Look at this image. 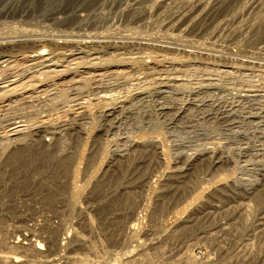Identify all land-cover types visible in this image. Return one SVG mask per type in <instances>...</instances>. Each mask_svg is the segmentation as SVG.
<instances>
[{"label": "rangeland", "instance_id": "1", "mask_svg": "<svg viewBox=\"0 0 264 264\" xmlns=\"http://www.w3.org/2000/svg\"><path fill=\"white\" fill-rule=\"evenodd\" d=\"M164 1L159 11L148 0H0V264H264V173L239 158L247 148V159L264 161L252 147L264 142V126L247 133L209 118L205 127L218 130L174 134L162 120L153 131L99 117L103 104L156 84L133 80L151 69L188 88L226 87L224 102L257 107L238 102L236 90L264 87V0L258 8L203 0L183 33L167 24L182 0ZM83 113L88 121L75 122ZM6 116H22L25 130L9 132ZM64 120L75 129L31 128ZM37 150L50 156L30 167L15 159ZM65 158L69 170L57 176Z\"/></svg>", "mask_w": 264, "mask_h": 264}, {"label": "bare ground", "instance_id": "2", "mask_svg": "<svg viewBox=\"0 0 264 264\" xmlns=\"http://www.w3.org/2000/svg\"><path fill=\"white\" fill-rule=\"evenodd\" d=\"M2 1V0H1ZM14 1V0H13ZM20 1V0H19ZM63 1V0H62ZM151 6H154L155 8H157V10L162 11L160 9L164 8L167 3L164 0H148ZM175 1V0H174ZM173 1V2H174ZM178 1V0H176ZM209 1V0H208ZM211 1V0H210ZM223 1V0H221ZM235 1V0H234ZM179 2V1H178ZM182 3V5H180V9L174 13L170 20H168V25L169 27L172 26V28H176L178 31H182L181 33H183V31L188 30V26L190 25V22L193 20V18L200 12H202L204 9L206 10L205 7L206 6V2L203 0H182L180 1ZM213 2L215 3L216 1L213 0ZM56 3V2H55ZM175 3V2H174ZM173 3V4H174ZM179 3V4H181ZM262 3V1H261ZM259 0H251V5L254 7H257L258 5L261 4ZM264 3V1H263ZM262 3V4H263ZM177 4V3H176ZM142 5V4H141ZM175 5V4H174ZM215 5V4H214ZM249 5V4H248ZM250 5V6H251ZM147 6V5H146ZM249 6V7H250ZM251 6V7H252ZM56 7V6H55ZM142 7V6H141ZM153 7V8H154ZM261 7H264L263 5ZM148 8V7H147ZM151 8V7H150ZM176 8V7H175ZM174 8V9H175ZM178 8V7H177ZM210 8V7H209ZM248 8V7H247ZM258 8V7H257ZM146 9V8H145ZM173 9V7H172ZM171 9V10H172ZM240 9V8H238ZM245 9V8H244ZM260 9V8H259ZM259 9L258 10L259 12ZM80 10V9H79ZM141 10V8H140ZM261 10V9H260ZM164 11V9H163ZM170 11V10H169ZM144 12V11H143ZM224 12V11H223ZM257 12V11H256ZM261 12V11H260ZM143 14V13H142ZM169 14V13H168ZM139 15V14H138ZM164 15V14H163ZM151 16V15H150ZM264 16V15H262ZM80 17V16H79ZM159 17V16H158ZM196 18V17H195ZM62 19V18H61ZM151 19V18H150ZM162 20V19H161ZM165 21V20H164ZM238 21V20H237ZM252 21V20H251ZM156 22V21H155ZM206 23V22H205ZM254 23V22H253ZM258 23V22H257ZM157 24V23H156ZM155 24V25H156ZM236 24V23H235ZM201 29V28H200ZM240 29V28H239ZM129 30V29H128ZM176 30V31H177ZM193 30V29H192ZM197 30V29H196ZM136 31V30H135ZM198 31V30H197ZM196 31V32H197ZM236 32V31H235ZM245 32V31H243ZM126 33V32H125ZM157 33V31H156ZM168 33V31H167ZM248 33V31H247ZM251 33V32H250ZM123 34V33H122ZM131 34V33H130ZM164 34V33H163ZM178 34V33H177ZM235 34V33H234ZM124 35V34H123ZM126 35V34H125ZM161 35V34H160ZM174 35V34H173ZM172 35V36H173ZM227 35V34H226ZM33 36V35H32ZM79 36V35H78ZM122 36V35H121ZM170 36V35H169ZM178 36V35H177ZM140 37V36H139ZM148 37V36H147ZM171 37V36H170ZM180 37V36H179ZM211 37V36H210ZM73 38V37H72ZM172 38V37H171ZM170 38V39H171ZM175 38V36L173 37ZM224 38V37H223ZM138 39V38H137ZM179 39V38H178ZM190 39V38H189ZM253 39V38H252ZM165 40V39H164ZM183 40V39H182ZM228 40V39H227ZM250 40V39H249ZM134 41V40H133ZM166 41V40H165ZM178 41V40H177ZM247 41V40H246ZM131 42V41H130ZM173 42V41H172ZM179 42V41H178ZM6 44V43H5ZM211 44V43H210ZM183 45V44H182ZM178 46V45H177ZM198 49V48H197ZM202 49V48H201ZM219 49V48H218ZM70 50V49H69ZM184 50V49H183ZM47 53L45 51L44 48H38L37 50V56H44V54ZM73 53V52H72ZM50 56V55H49ZM28 57V56H27ZM36 62V61H35ZM122 62V61H121ZM51 68V67H50ZM106 69V68H105ZM167 70V68L165 69ZM136 74V73H135ZM176 74V73H175ZM181 74V73H180ZM183 74V73H182ZM60 76V75H59ZM179 77H176V75L174 76V74H171L169 72L166 71H161V70H146L142 73H139L137 76H135L133 78V80L138 81H146V80H156V84L154 85H150L149 87L146 88H140V89H136L134 91H132L128 96H125L123 98L118 99L114 104H103V106L100 108L99 111V117L103 119V121H107L113 117H118L120 120L123 121H130L132 123H135V125L137 123L140 122H145L147 123V125H149V127H151L154 131L155 128L159 127V123L160 120L161 123L163 122L164 124H167L168 127H172V133H189L190 131H193L192 133L197 134V131H204L209 129L211 132L218 130V126L215 124H212L210 126L207 125V127H205V125L203 124L204 121H208L209 118L213 119V120H217L219 119L222 123H224V125L228 128V130H232V129H241L243 132H247V130H251V129H257V127L259 128L262 127L264 125H262L264 123V104H260L259 100H262L264 102V87L263 86H247V85H243L242 87H240L239 89L236 90V97L238 100V102L244 101V103H248L254 101V103H256L257 107L259 106L260 110L257 111V107L253 108L251 111V106H248V109H244L241 108L243 106H235L233 104L235 103H229V102H224L222 99V95L224 93H226V91L228 90V88L226 89V87H216L215 85H211V84H207L206 86H199V87H192V88H188L186 87L184 84L179 82ZM60 79V78H59ZM110 79V77H109ZM121 79V78H120ZM230 79V78H229ZM109 81V80H108ZM220 81V80H219ZM236 81V80H235ZM225 82V81H224ZM246 82V81H245ZM97 83V82H96ZM118 83V81H117ZM15 84V83H14ZM137 84V83H136ZM139 84V83H138ZM137 84V85H138ZM142 84V83H141ZM146 84V83H145ZM191 84V83H190ZM189 84V85H190ZM107 85V84H106ZM118 85V84H116ZM147 85V84H146ZM8 86V85H7ZM129 86V85H128ZM193 86V85H192ZM6 87V86H4ZM2 87V88H4ZM104 88V86L100 83V84H95L93 83L92 85H90V89L95 90H99L100 88ZM142 87V86H141ZM191 87V86H190ZM1 88V87H0ZM85 88V86H84ZM24 89V88H23ZM106 90V89H105ZM132 90V89H131ZM213 90L219 91V97L217 96L216 98H214L213 100L207 99V95L209 93H211ZM234 90V89H233ZM34 91V90H33ZM98 92V91H97ZM100 92V91H99ZM105 92V91H104ZM103 92V93H104ZM112 92V91H111ZM218 92V93H219ZM228 92V91H227ZM36 93V92H35ZM77 93H73L71 94L72 96H77ZM107 93V92H105ZM229 94V93H228ZM95 95V94H94ZM100 95V94H99ZM233 95V94H232ZM70 96V95H69ZM124 96V95H123ZM229 96V95H227ZM226 96V97H227ZM91 97V96H90ZM189 97V99H184ZM232 97V96H231ZM230 97V98H231ZM74 98V97H73ZM76 98V97H75ZM229 98V99H230ZM235 98V99H236ZM4 99V98H3ZM64 99V98H63ZM232 100V99H231ZM106 101V100H105ZM186 101V102H184ZM236 101V100H235ZM234 101V102H235ZM2 102V101H1ZM58 102V101H57ZM243 103V102H242ZM239 104V103H238ZM247 104V105H248ZM102 105V104H101ZM255 105V104H254ZM85 106V105H84ZM96 106V105H95ZM253 106V105H252ZM45 107H53L52 102L46 103ZM87 107V106H86ZM85 107V108H86ZM85 108H82V111ZM250 108V110H249ZM44 110V109H43ZM55 112V109L53 110ZM88 111V110H87ZM98 111V110H97ZM190 111H194L193 113H190ZM82 113V112H81ZM96 113V112H95ZM76 114V113H75ZM88 114V113H87ZM190 114V115H189ZM193 114V115H192ZM263 114V115H261ZM97 116V115H96ZM72 118V117H71ZM90 116L89 115H85L83 113L82 117L74 120L75 122H82L84 120L88 121L87 119H89ZM99 118V119H100ZM204 118V119H203ZM215 118V119H214ZM248 120H254L257 121L258 125H252L251 121ZM26 120H22V116H6V118L4 119V121H2V123H4L5 128H8V131H16L17 130H21L24 129L25 130V122ZM101 121V120H100ZM116 121V120H115ZM118 122V121H116ZM212 122V121H211ZM32 123V122H31ZM104 123V122H103ZM123 123V122H122ZM142 123V124H143ZM76 123L73 122H68L67 120L61 121L60 123H58L57 125L53 126V127H49V126H44L42 123L37 124L32 126V130L34 131H44V130H55V131H63V130H67V129H71L72 126H75ZM81 125V124H80ZM256 126V127H255ZM112 127V126H111ZM169 127V128H170ZM29 128V127H28ZM77 128V126H76ZM75 129V128H72ZM28 130V129H27ZM30 130V128H29ZM48 130V131H49ZM150 130V129H149ZM174 130V131H173ZM7 131V132H8ZM9 131V132H10ZM71 131V130H70ZM74 131V130H73ZM159 131V130H158ZM196 131V132H195ZM66 132V131H65ZM206 132V131H205ZM20 133V132H19ZM18 133V134H19ZM30 133V131H29ZM39 133V132H38ZM51 133V132H50ZM76 133V132H75ZM174 133V134H175ZM191 133V132H190ZM228 133V132H227ZM28 134V133H27ZM33 134V133H32ZM40 134V133H39ZM53 134V133H52ZM83 134V133H82ZM90 134V133H89ZM245 134V133H243ZM14 135V134H13ZM199 135V134H198ZM9 136V135H8ZM207 136V135H206ZM188 137V136H187ZM48 138V137H47ZM6 140V139H5ZM13 142H15L17 139V137H14L12 139H9ZM208 140V139H207ZM10 141V142H11ZM140 141V140H139ZM177 142V141H176ZM187 142V141H186ZM185 142V143H186ZM189 142V141H188ZM187 142V143H188ZM198 142V141H197ZM211 142V140H210ZM134 143V141H133ZM182 143V141L180 142ZM180 143L178 142V144L180 145ZM183 142V144H185ZM196 143V141H195ZM215 143V142H214ZM219 143V142H218ZM59 144V143H58ZM190 144V143H189ZM188 144V145H189ZM207 144H211V143H207ZM226 144V143H225ZM178 145V146H179ZM186 145V144H185ZM186 145V146H188ZM192 146L195 145L194 143L191 144ZM190 145V146H191ZM86 146V145H85ZM84 146V147H85ZM132 146V145H131ZM181 146V145H180ZM179 146V147H180ZM184 146V145H182ZM206 146V145H205ZM217 146V145H216ZM252 146V144H251ZM185 147V146H184ZM183 147V148H184ZM189 147V146H188ZM192 147H189V148ZM198 146H196L197 148ZM207 147V146H206ZM210 147V146H209ZM223 147V146H221ZM225 147V146H224ZM228 146H226L225 148H227ZM252 147L256 148L257 152H261L262 154H264V142L260 143L258 145H253ZM60 148V147H59ZM182 148V147H181ZM216 148V147H215ZM37 149V148H36ZM195 149V147H194ZM224 148H222L223 150ZM45 150V149H44ZM75 150V149H74ZM193 150V149H192ZM204 150V148H203ZM238 150V148H237ZM26 151V150H25ZM36 151V150H35ZM82 151V150H81ZM241 151V149L239 148V152ZM242 153L239 155V158L243 161V162H247L249 163V165H256L258 167V171L264 173V161L261 160V162H257L256 160H249L247 159V152H249V150L247 148H242ZM27 152V151H26ZM58 152V151H57ZM202 152V151H200ZM211 152V148H205L204 153L208 154ZM29 153V152H28ZM83 153V151H82ZM22 154V153H21ZM50 153L45 152V151H38L37 152H33V153H29L26 154L24 156H21L19 154V156H21V158L18 156V153H16L15 159L17 160V158H19L23 163H24V167H28L30 164L35 163L38 159L40 158H47ZM198 154V153H197ZM82 155V154H81ZM204 155V154H203ZM202 155V156H203ZM80 156V155H79ZM77 157V156H76ZM204 157V156H203ZM50 158V157H49ZM80 158V157H79ZM13 159V158H12ZM14 159V160H15ZM71 159V158H70ZM13 160V161H14ZM79 160V159H78ZM68 159H57L56 163H55V172L58 175L64 176L66 173V170L68 169ZM15 164V163H14ZM21 166V165H20ZM30 167V166H29ZM77 168V166H76ZM31 170V169H30ZM69 170V169H68ZM77 170V169H76ZM27 172V171H26ZM39 170L35 167L32 169V174H38ZM25 173V172H24ZM42 173V172H41ZM50 173V172H49ZM52 173V172H51ZM76 173V172H74ZM44 174V173H43ZM30 176V175H28ZM33 176V175H32ZM35 176V175H34ZM33 176V177H34ZM31 177V178H33ZM51 177V176H50ZM47 178V180L51 181L53 179L51 178ZM79 177V176H78ZM29 179V177H27ZM26 178V179H27ZM30 178V179H31ZM25 179V178H24ZM25 179V180H26ZM46 180V181H47ZM34 181V180H33ZM32 180H30V182H33ZM47 181V182H48ZM55 181V180H54ZM29 182V181H28ZM42 183V182H41ZM46 183V182H45ZM40 184V183H39ZM76 184V183H75ZM77 187V186H76ZM100 187V186H99ZM29 188V187H28ZM35 188V187H34ZM38 188V187H37ZM55 188V187H54ZM65 186L61 185L59 187L56 188V194L59 196L65 193ZM97 188V186H96ZM33 189V188H32ZM75 189V187H74ZM99 189V188H98ZM98 189H96L98 191ZM35 192V189H33ZM77 190V189H75ZM100 190V189H99ZM81 191V190H80ZM69 192V191H68ZM77 192V191H75ZM54 194V193H53ZM75 194V193H74ZM54 197V196H53ZM56 197V196H55ZM75 197V196H74ZM80 197V196H79ZM72 199V197H71ZM76 199V198H75ZM80 199V198H79ZM70 200V199H69ZM74 201V200H73ZM71 202V201H70ZM74 204V203H73ZM14 211V210H13ZM15 212V211H14ZM88 218V215H87ZM50 220V219H49ZM66 224V223H65ZM91 225V224H90ZM15 227V226H14ZM21 227V226H20ZM27 227V226H25ZM70 229V228H69ZM62 233V232H61ZM60 235H56V237L54 238L55 241L54 245H58L57 241H59L60 239H62V235L63 233ZM74 233V232H73ZM78 233V232H77ZM75 234V233H74ZM18 236V235H16ZM79 236V234H78ZM83 238V237H82ZM19 239V238H18ZM64 239V238H63ZM62 239V240H63ZM7 241V240H6ZM5 242V241H4ZM84 243V242H83ZM7 244V242H6ZM31 244V243H30ZM36 244V243H35ZM34 245V244H33ZM32 246V244H31ZM40 246L42 247V245H39V243L36 244V246L34 245V247H36L37 249L40 250ZM26 247V246H25ZM33 247V246H32ZM44 248V247H43ZM62 250V249H61ZM60 251V250H59ZM42 252V251H41ZM65 255V254H64ZM88 255V254H87ZM26 256V255H25ZM55 256H57V258H55V261H59L60 259L62 260V258L59 256L58 252L55 254ZM66 256V255H65ZM75 256V255H74ZM78 256V255H77ZM73 257V256H72ZM166 257V256H165ZM65 258V257H64ZM92 258V257H90ZM15 259V258H14ZM96 260V259H95ZM99 260V259H98ZM30 261V260H28ZM49 261V260H48ZM103 261V260H102ZM115 261V260H114ZM12 262V261H11ZM100 262V261H99ZM6 263V262H5ZM62 263V262H61ZM68 263V262H67ZM93 263V262H91ZM96 263V262H95ZM101 263V262H100ZM28 264V263H27ZM98 264V263H96ZM113 264H117L116 262Z\"/></svg>", "mask_w": 264, "mask_h": 264}]
</instances>
